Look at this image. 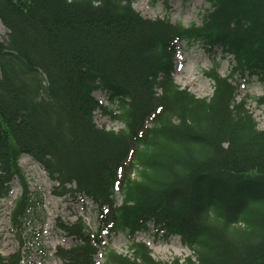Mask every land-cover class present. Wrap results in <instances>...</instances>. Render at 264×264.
<instances>
[{
	"label": "trees",
	"instance_id": "1",
	"mask_svg": "<svg viewBox=\"0 0 264 264\" xmlns=\"http://www.w3.org/2000/svg\"><path fill=\"white\" fill-rule=\"evenodd\" d=\"M204 2L201 23L185 25L145 18L134 0H0V205L19 180L10 222L22 248L42 206L26 155L56 196L96 207L95 230L58 223L75 241L55 253L64 264H96L100 252L105 264H264V129L248 107L264 109V95L239 91L245 79L264 86V0ZM182 42L229 59L227 74L217 61L205 71L211 97L176 84ZM97 109L122 128L99 129ZM153 230L191 254L156 260L138 240ZM104 233L124 234L128 253ZM22 258L0 254V264Z\"/></svg>",
	"mask_w": 264,
	"mask_h": 264
},
{
	"label": "rangeland",
	"instance_id": "2",
	"mask_svg": "<svg viewBox=\"0 0 264 264\" xmlns=\"http://www.w3.org/2000/svg\"><path fill=\"white\" fill-rule=\"evenodd\" d=\"M152 3L151 0H134L135 9L145 18L155 19L168 16L174 23L181 22L190 25L192 22L201 23L203 12L209 6L204 0H167ZM7 30L0 21V41L7 39ZM181 49L175 60V82L182 88L188 89L199 98H209L213 93V82L205 76V71L214 66V62H220L221 73L227 74L230 71L229 59H224L221 54H209L199 45L188 46L182 42ZM241 96L249 94L253 97L264 95V86L255 78L245 79L240 88ZM95 97L106 103V96L95 93ZM249 109L253 113L261 129H264V109L259 108L256 103L249 102ZM96 123L99 126L107 125L118 129L119 124H112L99 113L96 115ZM20 167L26 178L29 190L38 196L42 206L38 208L33 223L30 224L31 232L25 234L24 257L21 264H63L57 259L54 252L58 247L69 248L73 239L58 230L59 222L72 224L78 218L90 226L97 227V213L95 207L87 199H80L74 196L58 197L55 195L56 184L50 180L45 170L28 156H22L19 161ZM22 187L18 180L13 183V190L10 198L0 206V254L11 256L21 248V241L16 232L12 230L10 214L14 207L15 200L21 195ZM120 200V198H118ZM111 248L119 253H128L129 241L124 234L112 235L107 238ZM109 240V241H108ZM138 240L147 243L153 256L157 260L171 261L174 258H185L190 251L185 248L179 238L165 239L162 234L155 230L147 234L138 235ZM97 264H105L103 256L96 257Z\"/></svg>",
	"mask_w": 264,
	"mask_h": 264
}]
</instances>
